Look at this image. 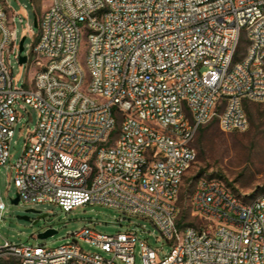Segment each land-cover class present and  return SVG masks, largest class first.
Masks as SVG:
<instances>
[{
  "label": "built area",
  "instance_id": "built-area-1",
  "mask_svg": "<svg viewBox=\"0 0 264 264\" xmlns=\"http://www.w3.org/2000/svg\"><path fill=\"white\" fill-rule=\"evenodd\" d=\"M44 1L24 54L37 70L18 84L7 53L17 50L19 62L24 53L19 13L0 0V170L17 104L31 105L37 124L10 166L20 201L141 215L171 249L160 256L135 230L86 225L56 248L6 240L2 264H135L138 246L143 264H264V192L237 193L206 175L190 199L202 222L183 220L180 206L201 128L216 119L223 131H246L247 102H264V0ZM244 31L247 51L236 60ZM5 209L0 193V221Z\"/></svg>",
  "mask_w": 264,
  "mask_h": 264
},
{
  "label": "rangeland",
  "instance_id": "rangeland-1",
  "mask_svg": "<svg viewBox=\"0 0 264 264\" xmlns=\"http://www.w3.org/2000/svg\"><path fill=\"white\" fill-rule=\"evenodd\" d=\"M3 1H6L13 11L19 13L15 22L17 43L26 36L23 53L26 54L27 51L32 50L40 31V27L35 25V19L38 18L40 22L48 2L44 0ZM20 17L23 21H20ZM87 45L86 42L83 53L86 52ZM247 46L248 38L244 31L236 60L244 57ZM17 53V50L7 53V61L17 83L26 84L34 77L37 68L32 65L33 58L22 67L16 57ZM247 104L250 127L246 131H223L215 119L205 125L193 141L198 157L185 176L180 198L185 220L194 224L202 222L201 217L192 213L190 201L197 179L201 176L220 178L237 193L250 192L251 196H255L264 192V102H247ZM17 110L20 121L16 124L10 144L11 156L8 167H2L0 170V193L6 205L3 219L0 221V245L8 240L13 243L29 242L56 248L71 241L74 238V232L88 225L110 234L135 230L140 238L148 240L157 249L160 256L170 251L171 246L150 219L125 213L115 207L99 203L85 204L66 212L58 204L49 202L35 204L30 201H20L14 204L12 199L17 196L18 189L10 166L15 164L22 155L29 131L35 128L38 121V112L33 106L25 105L24 109L17 104ZM119 127L120 123L112 135L113 138L118 134ZM31 208L38 209L41 213L28 211ZM45 213L47 216L40 218ZM20 215H28L30 220L19 218ZM37 219L39 221L35 223ZM48 228H54L58 232L47 238H40L39 233ZM79 244L85 250L98 251L83 240H79ZM135 256V264H143L139 246ZM107 257H113V255L110 254ZM2 263L3 261H0V264ZM121 264L125 263L121 262Z\"/></svg>",
  "mask_w": 264,
  "mask_h": 264
},
{
  "label": "water",
  "instance_id": "water-1",
  "mask_svg": "<svg viewBox=\"0 0 264 264\" xmlns=\"http://www.w3.org/2000/svg\"><path fill=\"white\" fill-rule=\"evenodd\" d=\"M35 25H36V26H39L38 18L35 19ZM25 40H26V36H24V37L21 39V41H20V51H21V52H23V51L25 50ZM27 58H28L27 55L22 54L21 57H20V63H21V64L25 63V62L27 61ZM12 202H13L14 204H18V203L20 202V197H19V196H16L15 198L12 199ZM28 211H33V212L41 213L40 210L35 209V208L28 209ZM46 216H47V213L42 214V215L40 216V218H44V217H46ZM19 218L26 219V220H30V217H29L28 215H20ZM40 218H39V219H40ZM39 219H37V220L35 221V223L38 222ZM57 232H58V230H56V229H54V228H48L47 230L42 231L41 233H39V237H40V238H47V237H49V236L54 235V234L57 233Z\"/></svg>",
  "mask_w": 264,
  "mask_h": 264
},
{
  "label": "trees",
  "instance_id": "trees-1",
  "mask_svg": "<svg viewBox=\"0 0 264 264\" xmlns=\"http://www.w3.org/2000/svg\"><path fill=\"white\" fill-rule=\"evenodd\" d=\"M247 107H248V104H247L246 108H247ZM247 109H248V108H247ZM203 128H204V127H202L201 130H202ZM182 219L185 220L184 215L182 216Z\"/></svg>",
  "mask_w": 264,
  "mask_h": 264
}]
</instances>
